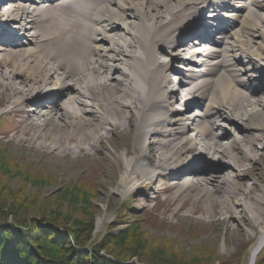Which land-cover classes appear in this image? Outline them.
I'll return each instance as SVG.
<instances>
[{
    "label": "bare ground",
    "instance_id": "bare-ground-1",
    "mask_svg": "<svg viewBox=\"0 0 264 264\" xmlns=\"http://www.w3.org/2000/svg\"><path fill=\"white\" fill-rule=\"evenodd\" d=\"M21 1L0 0L10 6L0 114H28L12 142L52 156L106 149L117 163L123 147L121 197L162 180L176 193L197 184L196 199L220 205L215 221L235 233L229 222L244 219L249 236L261 232L254 264L264 247V212L253 206L264 198L254 183L264 178L254 174L264 168V0Z\"/></svg>",
    "mask_w": 264,
    "mask_h": 264
},
{
    "label": "rangeland",
    "instance_id": "rangeland-1",
    "mask_svg": "<svg viewBox=\"0 0 264 264\" xmlns=\"http://www.w3.org/2000/svg\"><path fill=\"white\" fill-rule=\"evenodd\" d=\"M4 5L7 4L4 3ZM76 8V6L65 7L57 12L64 13ZM3 13L0 9V22L4 19ZM1 43L2 40L0 39V45ZM181 48H183V44L176 49L180 52ZM2 54L3 52L0 49V65L7 63L6 59H2ZM17 59H20L19 56L12 57L14 61ZM173 66L180 65L174 64ZM4 102L5 98L0 94V110ZM61 104V101H56L54 107L58 108ZM31 108L36 110L34 112H38L40 107L33 105ZM183 113L180 117H187V115L183 116ZM27 118L28 114L22 116L16 111L0 114V150L6 152L10 159L15 160V164L16 162L17 164L21 162L22 170L25 174L29 172L30 176L34 178L40 174L46 176L47 186L44 187L42 195L49 197L45 205L47 208L57 210L61 215L69 217L77 223L91 215L90 206L92 205L93 207L94 205L97 215L94 221L93 242L101 240L107 231L113 230V233H119L125 230L128 225L131 226L136 223L143 227L152 238L160 242L164 241L167 244L166 248L171 249L172 253L179 249L185 250L187 253L185 255L199 249L214 251L217 257L216 261L214 260V264H218L220 260L243 251L247 243H253L254 246L258 242L261 232L256 230L252 232V236H249L245 232L248 230V224L244 219L229 222V225L237 227V232L235 233L230 228L227 229L215 221L213 213L220 209V205L217 200L212 202V198L208 195L196 199L197 194L194 188L197 184L193 182H189L188 185L182 188L180 193H176L177 189L172 183L162 180L152 190L144 192V189L140 188L127 196H119L115 192V184L120 176L119 168L123 166L127 159V157L122 156L124 153L123 147L119 150L121 162L117 163L116 160L110 157L109 151L106 149L78 157L52 156L30 149L31 140L25 147L15 144L12 140L21 132V123ZM51 120L53 122L59 121L57 118ZM33 122L35 123V120ZM37 126H29L28 129L32 131ZM52 129L56 131L53 123L48 124L45 128L46 132H50ZM117 139L120 142L119 138ZM258 151L262 152L261 149H258ZM130 153L131 155L128 156V159L134 156L132 151ZM188 156L198 157L193 150ZM260 169L264 168H261V166L256 167L254 173L256 177L259 175ZM248 182L253 183L250 179ZM166 183L167 185L162 186ZM254 183L258 190L264 188V178H260ZM76 184L78 186L89 185L90 188L94 189L96 195L92 202L89 200L90 206L85 204L83 200L66 197L65 191L75 187ZM41 187L43 188V186ZM167 187L170 188L165 191ZM83 188L85 189L86 187ZM29 189H31V196L37 194L35 187L31 186ZM26 197L27 195H23L24 201L28 200ZM24 201L22 202L26 205L27 202L25 203ZM28 203L30 204L31 202L28 201ZM213 204L216 206L213 207ZM253 206L257 211L264 212V198ZM22 212L23 217L26 216V212ZM30 215L31 213L28 214V217ZM114 222H124L128 225L117 227L118 225L115 226ZM251 250L248 264H250Z\"/></svg>",
    "mask_w": 264,
    "mask_h": 264
},
{
    "label": "trees",
    "instance_id": "trees-1",
    "mask_svg": "<svg viewBox=\"0 0 264 264\" xmlns=\"http://www.w3.org/2000/svg\"><path fill=\"white\" fill-rule=\"evenodd\" d=\"M45 177L25 174L21 162L15 164L0 150V264H214L217 259L210 249L188 255L182 249L172 253L164 241L152 238L136 223L114 222L117 227L128 226L119 233L107 231L101 240L93 242L97 212L89 200L95 198L94 189L76 184L65 191L67 198L83 200L92 210L90 216L75 223L45 206L49 199L42 195L47 186ZM31 186L36 188L33 196ZM23 195L28 200L24 201ZM252 247L253 243H247L243 251L218 264H248ZM254 264H264V247Z\"/></svg>",
    "mask_w": 264,
    "mask_h": 264
}]
</instances>
